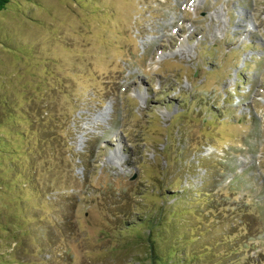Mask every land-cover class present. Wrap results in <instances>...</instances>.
<instances>
[{
  "label": "rangeland",
  "instance_id": "1",
  "mask_svg": "<svg viewBox=\"0 0 264 264\" xmlns=\"http://www.w3.org/2000/svg\"><path fill=\"white\" fill-rule=\"evenodd\" d=\"M0 264H264V0H10Z\"/></svg>",
  "mask_w": 264,
  "mask_h": 264
},
{
  "label": "trees",
  "instance_id": "2",
  "mask_svg": "<svg viewBox=\"0 0 264 264\" xmlns=\"http://www.w3.org/2000/svg\"><path fill=\"white\" fill-rule=\"evenodd\" d=\"M10 2V0H0V10H2V9H4L6 6H7V4ZM164 205V204H163ZM163 207V206H162ZM161 210H162V208L160 209V212H161ZM159 212V213H160ZM138 213V212H137ZM162 213H160V214H156V215H152V214H150V215H148V216H141L138 220H137V224L138 225H143V224H145L147 221L152 225L153 224V222H155L154 224H153V226L154 225H157L158 223H159V221H160V219H162ZM135 227V225L134 224H129L128 226H127V228L129 229V230H131V229H133ZM151 230H153V227L151 228ZM148 242L149 243H153V242H156V239H155V236H152L151 234H148ZM151 258H153L152 257V255H151Z\"/></svg>",
  "mask_w": 264,
  "mask_h": 264
}]
</instances>
